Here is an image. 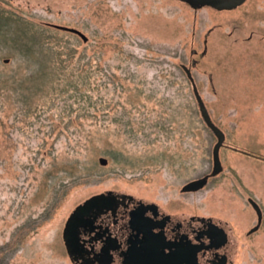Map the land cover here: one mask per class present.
<instances>
[{"label":"rangeland","instance_id":"1","mask_svg":"<svg viewBox=\"0 0 264 264\" xmlns=\"http://www.w3.org/2000/svg\"><path fill=\"white\" fill-rule=\"evenodd\" d=\"M0 14V264H75L65 225L108 190L175 219L205 210V191L183 186L213 168L217 137L184 64L225 134L220 190L240 174L264 196V163L243 151L264 154V0H0ZM22 44L45 54L40 78ZM208 193V212L233 221L236 262L264 264V227L246 235L249 207Z\"/></svg>","mask_w":264,"mask_h":264},{"label":"flooded vegetation","instance_id":"2","mask_svg":"<svg viewBox=\"0 0 264 264\" xmlns=\"http://www.w3.org/2000/svg\"><path fill=\"white\" fill-rule=\"evenodd\" d=\"M182 1L195 9L206 5L226 9L215 6L216 0ZM243 151L247 157L264 163V154ZM221 165L215 170L213 161V168L200 176L205 184L198 190L184 191L204 190L200 201L205 210L190 213L183 220L173 218L171 211L159 202L128 192L108 190L86 199L72 211L63 231L72 261L75 264H247L246 260L236 262L238 238L230 232L233 221L222 213L208 212V192L214 191V201L219 203L236 198L249 207L245 218L252 215L255 220L246 230L248 237L264 227V196L238 173L234 190L224 186L220 190L226 177L222 160Z\"/></svg>","mask_w":264,"mask_h":264},{"label":"water","instance_id":"3","mask_svg":"<svg viewBox=\"0 0 264 264\" xmlns=\"http://www.w3.org/2000/svg\"><path fill=\"white\" fill-rule=\"evenodd\" d=\"M192 1H194V0H192ZM201 1L206 2L205 0H201ZM216 2L217 3H213V4H215V6H217L218 8H232L234 6L241 4L242 2H244V0H216ZM56 26H58L62 29H65V30L75 32V33L79 34L84 40H88V36L79 28L60 25V24L59 25L57 24ZM184 68L186 69L187 74L192 81L193 89H194L196 98L198 100L202 115H203L205 121L215 131V133L218 137V141L216 142L214 149H213V155H214L215 170H219L222 166L221 165V157H220V148L224 143L225 134H224L223 130L213 121V119L209 113L208 107H207V105L203 99V96L201 95L200 90L197 86L196 80L192 74L191 68H189L186 65H184ZM101 162L106 163L107 162L106 158L101 157ZM204 184H205L204 178H202V177L196 178V179H193V180L187 182L183 186V191H195V190L200 189Z\"/></svg>","mask_w":264,"mask_h":264},{"label":"trees","instance_id":"4","mask_svg":"<svg viewBox=\"0 0 264 264\" xmlns=\"http://www.w3.org/2000/svg\"><path fill=\"white\" fill-rule=\"evenodd\" d=\"M6 20V17H3V16H1V14H0V21H5ZM43 27V26H42ZM43 28H45V27H43ZM46 29V28H45ZM72 32V31H71ZM7 34H8V32H6ZM32 37L34 38L35 37V35H32ZM6 40H8V42H10V41H14V38L13 37H11L10 35L9 36H7V38H6ZM33 39L31 38L29 41L30 42H34V40L32 41ZM16 41H17V39H16ZM17 45L18 44H14V48H16L17 47ZM22 46L25 48L24 49V51H25V53L23 54V57H25L26 59H29V60H31L33 63H34V60L36 61H39L37 64H38V66H39V71L37 72V78H40L43 74H44V72L42 71V72H40V70H43L42 68H44V64H42L43 62H47V60H46V56H45V54H43V51H41V50H37L36 48H34V47H32V46H30L29 44H25V45H23L22 44ZM12 49V48H11ZM38 51V52H37ZM34 59V60H33Z\"/></svg>","mask_w":264,"mask_h":264}]
</instances>
